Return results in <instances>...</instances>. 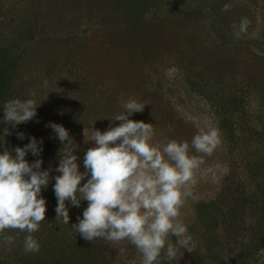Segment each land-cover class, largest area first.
Returning <instances> with one entry per match:
<instances>
[{
  "label": "rangeland",
  "instance_id": "obj_1",
  "mask_svg": "<svg viewBox=\"0 0 264 264\" xmlns=\"http://www.w3.org/2000/svg\"><path fill=\"white\" fill-rule=\"evenodd\" d=\"M133 3V16L125 19L120 11L128 6L111 0H0V57L16 60L13 79L0 95V118L5 101L28 98L30 90L40 104L26 123H0L3 146L42 138V168L58 175L63 145L49 125L61 124L78 145L83 171L93 127L118 125L111 118L129 97L146 104L129 118L153 124L157 146L170 138L190 143L200 129L216 127L221 144L210 156L197 154L203 162L194 172L193 195L181 208L194 246L161 264H264V239L256 233L264 215V0ZM225 4H231L228 11ZM242 17L250 23L237 39L231 26ZM138 27L151 37L145 47L142 41L134 49L117 42L120 33L132 35L129 30ZM182 127L181 134L165 135ZM37 158L26 156L30 163ZM81 204L87 207V201ZM14 233L16 244L0 243V264H26L17 255L20 231ZM96 241L106 249L98 264H141L128 240Z\"/></svg>",
  "mask_w": 264,
  "mask_h": 264
},
{
  "label": "clouds",
  "instance_id": "obj_2",
  "mask_svg": "<svg viewBox=\"0 0 264 264\" xmlns=\"http://www.w3.org/2000/svg\"><path fill=\"white\" fill-rule=\"evenodd\" d=\"M230 7L225 4L223 10ZM249 23L247 17L234 22V37L246 34ZM47 83L45 80L44 87ZM36 96L37 92L30 90L28 98L5 101L0 123L14 127L30 121L40 105ZM145 105L129 97L111 118L113 123L119 121L118 125L110 123L104 131L93 127L87 141L94 144L84 152L83 171L76 154L78 145L61 124L49 125L63 145L54 169L59 174L55 176L51 167L42 168V138L31 136L27 144L14 149L4 147L0 140V243L10 248L15 237L5 230L18 229L26 233L23 250L39 252L40 244L33 233L45 220L47 203L42 190L54 180L57 221L69 225L68 205L79 208L82 201H87L82 217L77 216L71 224L72 231L82 239L93 242L101 238L112 243L128 240L140 254L141 264L172 261L181 248L191 252L193 238L181 218V208L193 195L194 172L203 162L197 154L212 155L221 144L220 131L209 126L200 129L190 143L169 139L157 146L152 142L153 124L129 118L142 112ZM4 133L7 135V127ZM17 135L25 138L22 132ZM29 153L40 158L30 163L26 159Z\"/></svg>",
  "mask_w": 264,
  "mask_h": 264
},
{
  "label": "trees",
  "instance_id": "obj_3",
  "mask_svg": "<svg viewBox=\"0 0 264 264\" xmlns=\"http://www.w3.org/2000/svg\"><path fill=\"white\" fill-rule=\"evenodd\" d=\"M134 0H111V3H117L119 6H128L124 12L123 7L121 8V13L127 15L125 19L129 16H133L129 14V7H133L135 3L131 4ZM139 2V0H137ZM135 21H138L135 19ZM128 26V25H127ZM126 26V30L128 31ZM141 27H138V31L135 29H130L129 33L132 35H127L125 33H120L117 42L121 45L124 44L126 47L127 44L130 43L132 48L134 49L139 41H142L140 47H145V43L147 40L151 39V37L140 31ZM124 34V35H123ZM125 36H130L129 38H125ZM134 56V53L131 54ZM15 63L16 60L14 57H0V95L5 91L8 87V84L11 83L15 72ZM181 121V120H180ZM184 128L181 130H177L173 132V130L167 131L165 135L170 134H181L183 133ZM155 135V133H154ZM157 138V137H156ZM161 138V137H160ZM153 139V138H152ZM171 139V138H170ZM179 141V140H178ZM55 182L50 181L47 189L42 190V195L46 198V213L45 220L40 223V228L37 232L33 233V236L39 241L40 250L37 253L25 252L23 250V239L26 233L20 232L18 233L20 238L17 240L19 249L17 251V255L20 256L21 262H25L26 264H98V257L103 253L105 246L103 243L97 244L96 242L86 241L81 238L79 233H74L71 229V224L76 222V214L75 212L84 209L85 206L81 204L79 208L75 206L68 205L69 207V225L63 224L60 221L56 220V212L55 208L57 206V198L54 195V191L52 188V184ZM67 203V202H66ZM79 214V213H78ZM82 217V215H81ZM63 228L69 229L70 232H64ZM16 229H7L5 233L7 235H11L15 237ZM256 233L260 236L261 240L264 239V215L263 218L258 223V227L256 228ZM38 234L40 239L38 238ZM16 240V239H15ZM14 244L15 241H14ZM13 244V245H14ZM44 255V259L40 257ZM34 257H38L39 260L31 262ZM105 255L100 256V260L104 259ZM41 259V260H40ZM17 262V261H16ZM24 264V263H20Z\"/></svg>",
  "mask_w": 264,
  "mask_h": 264
}]
</instances>
